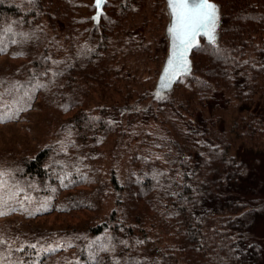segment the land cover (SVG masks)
I'll list each match as a JSON object with an SVG mask.
<instances>
[{
    "label": "trees",
    "instance_id": "16d2710c",
    "mask_svg": "<svg viewBox=\"0 0 264 264\" xmlns=\"http://www.w3.org/2000/svg\"><path fill=\"white\" fill-rule=\"evenodd\" d=\"M215 1L218 40L194 50L170 96L146 103L165 0H109L99 24L88 0H0L8 50L28 53L0 65L1 102L22 129L37 113L46 142L19 149L7 191L22 179L56 202L1 206L0 264H264V150L250 157L264 139V0ZM233 103L227 128L220 112ZM148 122L162 139L143 143Z\"/></svg>",
    "mask_w": 264,
    "mask_h": 264
},
{
    "label": "rangeland",
    "instance_id": "374dc122",
    "mask_svg": "<svg viewBox=\"0 0 264 264\" xmlns=\"http://www.w3.org/2000/svg\"><path fill=\"white\" fill-rule=\"evenodd\" d=\"M88 1L94 7V4H93L94 0H88ZM108 2H109V0H108ZM108 2H107V4H108ZM107 4H106V6H107ZM219 6H220V4H219ZM220 9H221V7H220ZM164 11H165L164 28L159 33V35H161L165 39V44H166L165 53L163 54L162 61L160 63V66L158 68L157 73H156V68L154 67V65L152 63H150V64L147 63L149 65V67L148 66L145 67L144 74L142 75V80L147 79L151 85L147 100L145 101L146 103L153 102L154 100L157 101V100H160L166 96H170L174 92L176 84L182 78H184L186 75H189L193 71V59H192V68H191L190 73L180 76V78L174 84H168V87L162 86L163 82H164L162 80V75L165 71V67L167 65L168 58L170 55V43H171L169 27L171 25L172 17L170 14L169 4H168L167 0H165ZM94 12H95V7H94ZM105 12H106V7H105ZM220 14H221V10H220ZM92 15H91V17H92ZM219 28H220V25H219ZM219 28L216 29V31H215V36H217V37L219 36ZM147 29H148V26L145 29L143 28L142 32L145 35L147 34V36H149L150 32H148ZM152 39L154 41V45L158 46L159 45L158 40L160 39V37H157L155 39V37L152 35ZM203 40L207 41L205 38H202V42H203ZM202 42H201V44H202ZM8 47H9V45H8L7 37L4 35V33H2V34L0 33V65L2 63H4L5 61L13 62V63L17 64L21 60L26 59L27 54H28L27 52L24 53L25 56L19 57L16 55H12L13 49L10 48L8 50ZM3 51L4 52L6 51V53L2 54ZM1 72L5 73L6 71L0 70V74H1ZM0 91H1V93L5 92V90L1 87V84H0ZM7 99H9V98H4L3 101L1 102V94H0V174H2V175H0V180H2V183H0V208H1V206H6L7 202H11V204H14V202H15L14 205H18L19 207H23V208L28 207V209H32V210H36L38 212H41L44 208H46V206L51 205V204H53L52 206H54L56 204V202L53 203L48 196H45L42 193L36 194L35 191L32 190L30 183L28 185H24L25 184L24 180L15 179L10 184L11 192L7 191V187L9 186V184H8L7 180H4V175H7V173H9V170L7 168L11 169L12 161H15L22 154V152H20L19 149H21L23 146H25L27 142H30L31 146H36L40 142L42 144L46 143V142H42V141L37 139L39 137L41 138V134L44 133L42 128L39 129L36 127L35 122L38 118L37 113H34V115H30V117H28L29 120L26 121V123L24 124L25 128L28 126L26 128L27 130H25V128L22 129L23 125L21 124V122H20V124H18V123L13 124L11 122V120L15 121L14 119H16L18 117V115H17L18 110L16 107H12V108H8V109L5 108V107H7L8 104H10V107H11V102L8 101ZM235 104L236 103L228 105L224 110H222L220 112V115L222 116V118L224 120V126H226L227 128L232 126L234 124L236 118L238 117V114H237L238 113L237 112L238 106L235 107ZM24 117H26V114L21 113L19 118L23 119ZM9 120L11 123L5 124V122H9ZM147 124L148 125L143 126V128L144 127L148 128L150 130L148 132H151V134L145 136V140H143V143L150 142L149 140H151L154 135L159 136V137H161L163 135L160 133L159 129L157 128L158 124H156L154 122H148ZM140 128H141V126L139 127V129ZM23 132H26L29 135H26ZM143 134L145 135V132ZM25 136H27V137H25ZM28 137L29 138L33 137V139H29ZM34 138H36V139H34ZM162 138L163 137H161L159 139H162ZM235 142L239 143V142H245V141L243 139H241V140H235ZM60 143H63V142H60ZM251 146L253 148L251 150V151H253V153L251 154L250 157H254V156H256L255 152L257 151V149L259 151L264 150V139L260 138L258 141L256 140L254 142H251L250 147ZM140 149L144 151V150H147L148 147L146 144H144ZM235 150H236V148L232 147V151H235ZM128 157H129V155H128L127 150L122 149L121 155L118 158L119 162L121 163L120 170H119L121 177L124 176V173L128 167V165L126 163V160ZM112 160L113 159L111 157H109L107 159V162H110ZM113 164H115V163H113ZM12 192L13 193L15 192L13 195L15 199H13V200L9 199L13 194ZM112 204H113L112 199H109L107 201L105 208L109 209L112 206ZM0 213H1V210H0ZM18 220L23 221L24 217L18 216ZM50 220H51V217H50ZM0 222H1V219H0ZM259 232H261L264 235V222L260 223Z\"/></svg>",
    "mask_w": 264,
    "mask_h": 264
},
{
    "label": "snow or ice",
    "instance_id": "6c2138e0",
    "mask_svg": "<svg viewBox=\"0 0 264 264\" xmlns=\"http://www.w3.org/2000/svg\"><path fill=\"white\" fill-rule=\"evenodd\" d=\"M106 0H96V7L100 8ZM173 22L169 32L173 38V53L169 61L170 70L180 68L187 70L186 54L193 46L197 35L203 33L210 41L215 40V28L218 20L217 6L211 0H168ZM94 19H99V14ZM171 78L175 71H170ZM170 78L165 77L163 87H168ZM2 175V174H0ZM2 183V180H0Z\"/></svg>",
    "mask_w": 264,
    "mask_h": 264
},
{
    "label": "water",
    "instance_id": "95a60500",
    "mask_svg": "<svg viewBox=\"0 0 264 264\" xmlns=\"http://www.w3.org/2000/svg\"><path fill=\"white\" fill-rule=\"evenodd\" d=\"M107 2H108V0H106V3L102 7L97 8L96 7V0H94L93 4H94V7H95V12L93 13L92 18H93L95 24H99L100 23L102 15L105 13V7H106ZM167 2H168V0H167ZM211 2L217 6V10H218V20H217L216 28H215V31H216V29L219 28V25H220V22H221V14H220V10L221 9H220L219 4L215 0H211ZM98 14H99V19L98 20L94 19V17H97ZM172 22H173V18H172L171 24H172ZM214 35H215V32H214ZM170 37H171L170 55H169V58H168L167 65L165 67V71H164V73L162 75V80L163 81L165 80L166 76H169V78H170L169 84H174L180 78V76L190 73L191 68H192V57H191L192 53L198 46H200V44L202 42V38H205L210 43L216 42L218 40V38H219V36L218 37L215 36V40L214 41H210L208 39V37L205 34H203V33L197 35L193 46L188 50V52L186 54V59L188 61V67H187V70L185 71V70H182L180 68H173V69L170 70L169 61L172 58V53H173V38H172L171 34H170ZM170 71H175V77L174 78H171Z\"/></svg>",
    "mask_w": 264,
    "mask_h": 264
}]
</instances>
